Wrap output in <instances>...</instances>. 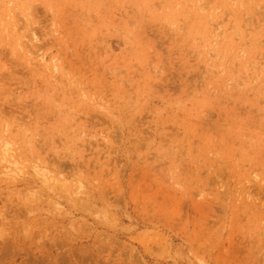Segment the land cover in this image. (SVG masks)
Returning a JSON list of instances; mask_svg holds the SVG:
<instances>
[{
    "label": "rangeland",
    "instance_id": "obj_1",
    "mask_svg": "<svg viewBox=\"0 0 264 264\" xmlns=\"http://www.w3.org/2000/svg\"><path fill=\"white\" fill-rule=\"evenodd\" d=\"M238 2L0 0V264H264V0Z\"/></svg>",
    "mask_w": 264,
    "mask_h": 264
},
{
    "label": "bare ground",
    "instance_id": "obj_2",
    "mask_svg": "<svg viewBox=\"0 0 264 264\" xmlns=\"http://www.w3.org/2000/svg\"><path fill=\"white\" fill-rule=\"evenodd\" d=\"M214 1V0H213ZM221 1H223V0H220V2ZM226 1V0H225ZM249 1V0H248ZM228 2V1H227ZM239 2H240V0H239ZM238 2V3H239ZM255 2V1H254ZM218 3V2H217ZM216 3V4H217ZM226 3V2H225ZM240 4V3H239ZM238 4V5H239ZM249 4V3H248ZM254 4V3H253ZM263 4V3H262ZM229 6H230V3H229ZM232 6V5H231ZM253 6V5H252ZM255 6H256V4H255ZM223 7V6H222ZM228 7V6H227ZM213 8V7H212ZM218 8V7H217ZM225 8V7H224ZM239 8V7H238ZM246 8V7H245ZM250 8V7H249ZM248 8V9H249ZM227 9V8H226ZM229 10L228 11H225V9H224V11H225V13L226 12H229L230 11V8H228ZM253 9H255V8H253ZM248 11V10H247ZM252 11V10H251ZM188 12V11H187ZM223 12V11H222ZM231 12V11H230ZM238 13V12H237ZM242 14V13H241ZM202 15V14H201ZM200 15V16H201ZM226 15V14H225ZM243 15V14H242ZM198 16V15H197ZM194 17H196V15L194 16ZM203 17V16H202ZM217 17V16H216ZM223 17H224V15L222 16V19H223ZM230 17V16H229ZM241 17V16H240ZM199 18V17H198ZM204 18V17H203ZM221 18V17H220ZM197 19V18H196ZM195 19V20H196ZM202 19V18H201ZM207 19V18H206ZM232 19V18H231ZM237 19V18H236ZM243 20V19H242ZM241 20V21H242ZM207 20H205L204 22H206ZM34 22V21H33ZM198 22V21H197ZM196 22V23H197ZM203 22V21H202ZM238 22V21H237ZM236 22V23H237ZM201 23V22H200ZM241 23V22H240ZM209 24V23H208ZM217 24V23H216ZM219 24V23H218ZM239 24V23H238ZM26 25V24H25ZM203 25V24H202ZM234 25H235V23H234ZM35 26V25H34ZM197 26V25H196ZM205 27H206V25H204ZM193 27H195V26H193ZM238 27H239V25H238ZM262 27V26H261ZM197 28V27H196ZM195 28V29H196ZM200 28V27H199ZM235 28H237V27H235ZM193 29V28H192ZM203 29V28H202ZM240 29V28H239ZM206 30H207V28H206ZM237 30V29H236ZM255 30H257V29H255ZM31 31V30H30ZM210 31V30H209ZM253 31V30H252ZM260 31V30H259ZM203 32V31H202ZM239 32V31H238ZM253 32H255V31H253ZM33 33V39L35 40V35H34V33L35 32H32ZM207 33H209V32H207ZM256 33V32H255ZM258 33V32H257ZM263 33V32H262ZM205 34V33H204ZM203 34V35H204ZM202 35V34H201ZM255 35V34H254ZM262 35V34H261ZM209 36V35H208ZM256 36V35H255ZM258 36H260V34H258ZM206 38V37H205ZM212 38V37H211ZM260 39V38H259ZM17 40V39H16ZM33 41V40H32ZM223 43V42H222ZM231 44V43H230ZM230 44H228V45H230ZM223 45V44H222ZM232 46H233V44H232ZM230 47H231V45H230ZM222 48V47H221ZM225 48H226V46H225ZM228 48V47H227ZM234 48H236V45H235V47ZM231 49V48H230ZM233 49V48H232ZM235 50V49H234ZM34 52V51H33ZM36 52V51H35ZM234 52V51H233ZM38 58V57H37ZM30 59V58H29ZM55 66H52L51 67V69L52 68H54ZM55 69V68H54ZM54 69H52V72H53V70ZM54 72H55V70H54ZM45 77V76H44ZM4 105V104H3ZM4 107V106H3ZM37 108V107H36ZM5 113V112H4ZM9 114V113H8ZM109 114V113H108ZM6 117V116H5ZM25 117V116H24ZM9 118V117H8ZM19 119V118H18ZM23 119V118H22ZM21 119V120H22ZM7 129H8V126H7ZM25 131V130H24ZM7 132V131H6ZM21 133V132H20ZM9 134V133H8ZM4 135V134H3ZM7 135V134H6ZM11 135V134H10ZM26 135V134H25ZM1 136V135H0ZM3 137V136H2ZM6 137V136H5ZM10 137V136H9ZM25 137V136H24ZM28 137V136H27ZM34 139V138H33ZM12 140V139H11ZM8 141V140H7ZM42 152V151H41ZM35 155V154H34ZM23 156V155H22ZM16 156H15V154L12 152V150L9 148V146H8V143L7 142H4L1 146H0V161H4L5 162V164L6 165H9V164H14L13 166H15V165H17V160H16V158H15ZM18 159H20V158H18ZM51 161V160H50ZM55 161V160H54ZM33 163V162H32ZM58 164V163H57ZM65 164V163H64ZM63 167V166H62ZM18 170H20V169H18ZM66 170V169H65ZM32 172H33V174H34V176L33 177H35L37 180H39V182L41 183V184H43V185H48V186H50L51 187V184H50V181H51V179H50V176H49V174H48V172L46 171V169L45 168H43V167H41L40 165H34V166H32ZM18 173H20L19 171H18ZM217 173V172H216ZM8 174V173H7ZM52 174V173H51ZM17 175V174H16ZM19 175V174H18ZM32 175V174H31ZM60 175V174H59ZM7 176V175H6ZM13 177V176H12ZM23 178V177H22ZM34 179V178H33ZM31 180V179H30ZM29 180V181H30ZM54 180V179H53ZM65 180V179H64ZM33 181V180H32ZM80 183V182H79ZM47 189V188H46ZM257 189V188H256ZM251 191V190H250ZM64 195V194H63ZM236 196V195H235ZM249 202V201H248ZM31 211V210H30ZM29 211V212H30ZM28 212V213H29ZM5 224V223H4Z\"/></svg>",
    "mask_w": 264,
    "mask_h": 264
}]
</instances>
